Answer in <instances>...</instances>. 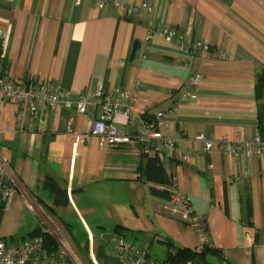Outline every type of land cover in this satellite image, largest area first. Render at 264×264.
<instances>
[{
  "label": "crops",
  "instance_id": "0c3cea01",
  "mask_svg": "<svg viewBox=\"0 0 264 264\" xmlns=\"http://www.w3.org/2000/svg\"><path fill=\"white\" fill-rule=\"evenodd\" d=\"M144 2L150 12L127 15V4ZM163 27L175 30L169 40ZM196 41L208 49L196 53ZM0 46L3 80L38 86L48 79L70 100H89L83 113L65 102L33 113L17 109L0 91V159L14 179L0 239L16 244L40 223L49 229L43 202H53L44 188L51 180L68 194L53 216L89 264H123L113 249L118 235L145 248L152 264H167L168 243L197 248L195 229L168 213L144 176L153 156L138 138L146 117L187 156H167L163 165L189 196L207 244L231 264H264V154L233 158L220 144L257 132L254 84L264 69V0H0ZM98 90L134 98L130 117L113 116L127 142L100 146L91 133L103 114ZM161 111L169 127L157 118ZM199 133L215 141L210 150L194 141Z\"/></svg>",
  "mask_w": 264,
  "mask_h": 264
},
{
  "label": "built area",
  "instance_id": "2783aa9c",
  "mask_svg": "<svg viewBox=\"0 0 264 264\" xmlns=\"http://www.w3.org/2000/svg\"><path fill=\"white\" fill-rule=\"evenodd\" d=\"M96 1L99 4L109 2L120 4L123 2V0ZM75 2L79 3L80 0H75ZM140 8L145 12L151 11V7L145 2L140 6L127 4V15L135 17ZM160 32L166 40H169L175 34L172 27H163ZM184 38H187V36H184ZM148 44L149 36L145 38L141 45L143 49L141 58L146 57L144 50L147 49ZM193 47L196 53L208 49V45L201 41H196ZM198 77L199 75L196 76V78ZM0 91L3 97L15 104L17 109L27 106L33 113L44 106L55 107L60 102L74 104L77 111L83 113L89 103L85 95H79L74 101L70 100L69 92L63 91L59 85L48 79L38 86H34L25 82H7L0 78ZM133 99L126 92H123L119 97L105 94L101 90L96 92V100L102 104L103 114L93 121L91 133L97 138L100 146H115L128 141V137L114 124L113 116L122 112L125 116L130 117L133 111ZM156 116L158 119H162V126L169 127L171 120L167 118V113L161 111ZM138 138L143 143L144 152L156 156L162 163L164 158L170 155L177 156L180 159L187 158L185 154L178 151L177 139L164 134L162 130L154 125H146L143 122L142 132ZM156 141L159 143L157 144ZM194 141L200 143L205 151L210 150L215 143L213 139L202 133L197 134ZM220 144L223 152L233 158H251L264 154V138L258 131L241 136L234 141L223 138L220 140ZM0 185H2L1 199L5 200L7 204L12 194L10 188L14 185V179L6 174V164L1 159ZM159 188H162V186ZM164 206L171 216L191 225L195 229L199 237L197 249H201L207 243L206 230L200 217L193 213L189 196L172 184L169 196L164 198ZM29 207L32 209L31 205ZM40 225L42 224L40 223ZM47 231L51 233L50 228L47 229L43 226L42 232ZM52 236L54 235L52 234ZM56 241L58 243L57 249L49 250L42 235L28 236L16 244L7 243L4 239H0V264H83L78 253L71 245L66 242H59L57 239ZM113 249L123 261V264H152L148 259L146 249L141 248L137 242L124 236L118 235L115 238Z\"/></svg>",
  "mask_w": 264,
  "mask_h": 264
},
{
  "label": "trees",
  "instance_id": "16d2710c",
  "mask_svg": "<svg viewBox=\"0 0 264 264\" xmlns=\"http://www.w3.org/2000/svg\"><path fill=\"white\" fill-rule=\"evenodd\" d=\"M4 58L1 56L0 46V78L4 76ZM255 98L257 101V131L264 138V69L256 75L254 84ZM146 125H153V120L144 117ZM144 176L147 181L154 184L150 188L154 195L167 198L169 196L168 186L172 184L173 175L168 173L162 162L156 156H149L143 169ZM157 185L163 186V188L156 187ZM2 185H0V189ZM44 188L49 190L53 195V202L51 205H46L43 202L44 208L50 214H55L54 207L63 206L68 203V194L65 189H61L53 181L46 180L44 182ZM6 206V201L0 197V218L3 210ZM62 224H66L62 221ZM43 226L38 225L28 236L42 235L46 246L49 250H55L58 247V243L54 236L50 232H42ZM117 233V232H116ZM168 243V242H167ZM169 248L164 257V262L167 264H214L209 260V256H217L218 258L225 261V264H231L222 255L220 249L205 244L201 249L188 248L183 246H175L168 243Z\"/></svg>",
  "mask_w": 264,
  "mask_h": 264
},
{
  "label": "rangeland",
  "instance_id": "374dc122",
  "mask_svg": "<svg viewBox=\"0 0 264 264\" xmlns=\"http://www.w3.org/2000/svg\"><path fill=\"white\" fill-rule=\"evenodd\" d=\"M45 214H46V216H43V218H44V221L48 223L51 233L55 236V238L59 242H66V243H68V240H67V238H68L67 232L65 231V229L63 228V226L61 225V223L56 219V217H54L50 213L47 212ZM7 226H8V230L14 229L13 226H11V223L10 222L7 223ZM13 232H15V231H13ZM75 251L78 252V249H75ZM79 258L81 259V261L83 262V264H89L86 259H84L82 257H79ZM211 260H212V263H214V264H220L219 261L216 258H212Z\"/></svg>",
  "mask_w": 264,
  "mask_h": 264
},
{
  "label": "water",
  "instance_id": "95a60500",
  "mask_svg": "<svg viewBox=\"0 0 264 264\" xmlns=\"http://www.w3.org/2000/svg\"><path fill=\"white\" fill-rule=\"evenodd\" d=\"M139 44H140V42H139L138 40H136V41L134 42V45H133L132 51H131L130 56H129V59H130V60L134 58V56H135V51H136V49L139 47Z\"/></svg>",
  "mask_w": 264,
  "mask_h": 264
}]
</instances>
